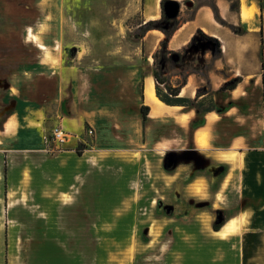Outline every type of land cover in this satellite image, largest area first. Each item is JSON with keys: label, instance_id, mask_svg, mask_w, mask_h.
<instances>
[{"label": "crops", "instance_id": "crops-1", "mask_svg": "<svg viewBox=\"0 0 264 264\" xmlns=\"http://www.w3.org/2000/svg\"><path fill=\"white\" fill-rule=\"evenodd\" d=\"M160 1L144 0L143 23L161 19ZM16 2L1 9L0 30L11 28L8 22L18 14L37 16L13 23L36 57L12 68L20 81L17 93L13 83L0 79V118H5L0 128V264H92V258L96 264L92 239L97 233L91 226L97 223L99 182L105 183L107 209L135 197L150 199L152 213L159 206L166 209L157 219L178 218L193 226L200 217L208 218L209 240L220 244L246 237L240 229L221 238L212 229L218 211L239 208L224 224H239L248 213L249 236L264 240V11L259 0H238L235 10L230 0L200 5L166 40L164 51L179 71L191 61L186 57L178 64V54L190 51L197 33L220 44L218 58L210 50L203 55L209 65L205 92L199 79H206L184 68L186 84L179 97L193 100L199 93L197 101L211 97L221 111L205 112L196 128L195 109L158 100L148 57L129 55V43L122 35L119 40L118 30L111 29L106 51L96 55L97 39L96 47L91 45L86 37L91 30H80L60 0H38L35 7ZM140 39L145 49L152 47L151 56L161 50L165 36L151 30ZM117 47L121 53H115ZM179 76L173 73L159 89L177 88ZM237 79L235 89L224 90ZM142 106L148 107L146 120ZM56 127L67 140L61 150L50 151L45 134ZM168 155L170 172L165 171Z\"/></svg>", "mask_w": 264, "mask_h": 264}, {"label": "rangeland", "instance_id": "rangeland-1", "mask_svg": "<svg viewBox=\"0 0 264 264\" xmlns=\"http://www.w3.org/2000/svg\"><path fill=\"white\" fill-rule=\"evenodd\" d=\"M213 1L188 0L191 5L185 1H176L179 4V15L177 16L180 17V20L175 18L169 22L162 20L161 26L170 31L180 21L191 18L200 5L209 4L213 7ZM230 1L231 8L235 10L238 0ZM26 2L29 6L35 7L38 0H26ZM143 2L144 0H60V5L80 30L85 28L91 30L86 34V37L95 47V38L97 39L96 55L106 51V39L112 35L111 29L118 30L119 40L122 35L123 39L126 38L129 43L126 48L129 55H135L140 59L148 57L153 72H157L160 77L163 75L162 79H168L176 72L180 76L174 80V83L180 84L184 78V68L186 67L188 71L196 72L199 77L206 79H199V89L205 92L209 89L207 76L204 77L209 65L207 62H203V55L210 50L212 58H214L218 45L203 34L197 33L191 43L190 51L184 55L178 54L180 57L178 64L186 57L191 61L187 66L182 65L183 68L180 71L176 69L172 56L165 53L163 49L159 50L155 57L154 53L149 56L148 52L153 50L152 47L145 49V41L134 37L140 33L139 27L144 24L141 16ZM259 2L261 10L264 11V0H259ZM16 3V0H0V15L2 10L8 6L14 7ZM13 17L8 22L11 28L0 30V79L6 83H13L12 91L17 93L15 84L20 81L15 79L16 75L14 76L12 73V68L15 69L20 66V63L27 60L34 61L36 52L29 49L27 45L30 40L20 30L19 25L13 26V23L18 21L23 23L29 17L32 20H37L38 17L19 14ZM2 20L3 18H0V23ZM125 47L124 44L123 48ZM114 50H117L115 53L122 51L120 47ZM262 54H264V42ZM164 74L166 75L164 76ZM30 82L32 83V80ZM25 83L26 81L22 80V85L25 86ZM35 83L37 87L42 86L40 80ZM35 98L41 97L36 96ZM199 106L201 110H205L212 105L209 104L208 98H205L204 103ZM4 121V117L0 118V128ZM9 125L10 122L6 124L7 129ZM51 132V129L47 131L45 137H50ZM105 194V183L99 182L97 223L91 226L92 232L96 231L97 233L96 240L92 239V247L95 245L97 247L96 264H264V240L252 239L249 236L248 213L241 217L239 224L234 221L231 230V232H235L241 229L246 232V237L212 244L207 235L211 232L210 228L208 229V218L200 217L193 226H190L180 223L181 219L174 217L177 214L171 211L172 216L177 219H157L166 214L165 207L159 206L158 210L152 213L150 210L151 200L147 201L139 197L125 202L123 207L107 209ZM239 210V208L226 210L221 213L220 218L224 220ZM87 229L89 231V225H87ZM190 231L199 234L187 236L185 233ZM92 264H95L93 258Z\"/></svg>", "mask_w": 264, "mask_h": 264}, {"label": "trees", "instance_id": "trees-1", "mask_svg": "<svg viewBox=\"0 0 264 264\" xmlns=\"http://www.w3.org/2000/svg\"><path fill=\"white\" fill-rule=\"evenodd\" d=\"M165 2H166V0H161L160 1V7H161V11H162L161 19L160 20H154V21H148V22L144 23L143 25H141L139 27L140 33L138 35L136 34L134 36L135 38H138V37L142 38L148 31L158 30L165 36V41H162L160 43L161 49H163V50L166 47V40L170 37L171 34H173V32L177 28V25H175L174 27H172L170 29V31H167L164 26H161V21L162 20L165 21V22H169V21L173 20V19L166 18L164 13H163V5H164ZM213 10H214V12L216 14V9L214 8ZM230 28H231L232 31L238 33V31L235 28H233V27H230ZM261 33H262V30H261ZM199 34H202V33L199 32ZM213 41L218 45L217 50H216V55H215L214 58H218L221 55V47H220V44H219L218 41H216V40H213ZM156 54L153 55V56L155 57ZM202 76H204V75H202ZM153 77H154V79L156 81V84H157L156 87H155V94H156V97L158 98L159 101H161L162 103H164L166 105H169V106H181V107H184V108H192V109L196 110L197 119L192 124L193 128H196V127L201 125V116L205 112H207V111L221 112V111H218L214 107L213 100H212L211 97H207V98L209 100V104H211L212 106L210 108H208V109H205V110H201L200 106H199V105L204 103L205 99L197 101L198 98L202 94L197 93L193 100L179 97L180 87L184 86L186 84V78L185 77L183 78L182 82L180 83V85L177 88H171V87L166 86L165 87L166 88V92H163V91H161L159 89V85L165 84V80L162 79L157 72H153ZM204 77H206V75ZM239 82H240V79L232 81L230 84H228L224 88V90H233V89H235ZM147 112H148V107L142 106L141 107V114H142L143 120H146ZM77 153L79 155L81 154V153H79V151H77ZM168 164H169V160L167 158L166 159V163H165V171L166 172H170L172 170L171 166H169ZM220 215H221V212L218 211L216 220L214 221V223L212 225V229L214 231H217V232L219 231V229L222 228V226L224 224V220L223 219H221V221H220Z\"/></svg>", "mask_w": 264, "mask_h": 264}, {"label": "built area", "instance_id": "built-area-1", "mask_svg": "<svg viewBox=\"0 0 264 264\" xmlns=\"http://www.w3.org/2000/svg\"><path fill=\"white\" fill-rule=\"evenodd\" d=\"M86 134L88 136H92L93 130L91 128H88ZM66 140L67 135L64 133L62 127L54 128L50 134V137H45V143L49 146L50 151L61 150Z\"/></svg>", "mask_w": 264, "mask_h": 264}, {"label": "bare ground", "instance_id": "bare-ground-1", "mask_svg": "<svg viewBox=\"0 0 264 264\" xmlns=\"http://www.w3.org/2000/svg\"><path fill=\"white\" fill-rule=\"evenodd\" d=\"M43 47V46H41ZM148 82L146 83L147 85V95H148V98L150 100H154V97H153V93H152V81L151 79L147 80ZM233 223H234V220H230L229 222H227L226 224H224L222 226V228L220 229L219 232L217 233H214L216 236L218 237H221V238H225V237H228L229 235H231V230L233 229ZM214 232V231H213Z\"/></svg>", "mask_w": 264, "mask_h": 264}, {"label": "water", "instance_id": "water-1", "mask_svg": "<svg viewBox=\"0 0 264 264\" xmlns=\"http://www.w3.org/2000/svg\"><path fill=\"white\" fill-rule=\"evenodd\" d=\"M179 12V4L176 1L173 0H166V2L163 5V13L166 18L172 19L177 17ZM169 160V155L167 156ZM221 221V218H220Z\"/></svg>", "mask_w": 264, "mask_h": 264}]
</instances>
